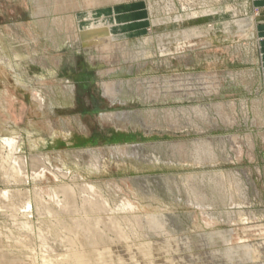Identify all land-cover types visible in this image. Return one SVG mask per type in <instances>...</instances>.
I'll return each instance as SVG.
<instances>
[{"label": "rangeland", "instance_id": "obj_1", "mask_svg": "<svg viewBox=\"0 0 264 264\" xmlns=\"http://www.w3.org/2000/svg\"><path fill=\"white\" fill-rule=\"evenodd\" d=\"M252 1L0 0V153L4 156L0 154V192L21 193L14 198V208L0 209L1 264H256L246 246L260 251L264 244V96L258 94L256 47L246 51L242 40L223 34L226 22L244 19L249 12L260 11L259 22L264 21V9L253 7ZM90 12L116 16V22L122 23L120 31L127 35L122 41L128 45L117 53L118 61L95 48L73 45L85 33L82 18ZM178 17L184 20L178 23ZM193 29L198 44L216 34L213 47L189 51L187 61L175 59L174 66L165 69L156 65L159 56L147 63L129 62V57L144 50L154 54L160 36L174 43L173 38L181 39L185 30ZM148 36L153 40L146 45ZM91 57L95 65L89 62ZM188 75L194 80L215 75L218 93L190 94L184 88L177 97L173 82L182 78L185 85ZM104 84L118 92L116 101L104 94ZM45 87L54 98L41 110L33 99L34 90L43 93ZM198 110L208 114L207 121ZM114 113L127 116L125 125L103 117ZM139 123L149 125V130ZM168 124L178 126V131L169 130ZM194 124L201 133L185 128ZM19 132L25 138L21 154L49 157L55 169L69 172V179L60 178L64 182L75 178L78 185H97L114 213L62 212L49 197V187L57 185L50 174L48 180L36 182L28 170L27 182H15L3 142ZM231 139L242 143L239 154L232 151ZM201 141L212 144L211 149L196 153ZM116 147L123 149L124 159L113 155L111 149ZM200 153L207 159L197 163ZM89 154L102 166L93 161L89 165ZM2 171L9 177L7 182ZM33 192L41 196L43 207L58 214L37 211ZM28 198L31 207L25 208ZM8 199L1 198L0 204H9ZM126 201L134 212L122 207ZM149 215H156L163 225L152 230L147 225ZM110 216H117L125 240L103 224ZM135 216L140 218L139 226L133 223L136 228L126 220ZM93 217L102 221L100 225ZM58 218L68 228L73 221L80 222L79 238L64 229L56 232ZM65 234L75 238V247L66 242ZM88 235L92 240L98 235L95 240L100 242L89 243Z\"/></svg>", "mask_w": 264, "mask_h": 264}, {"label": "bare ground", "instance_id": "obj_2", "mask_svg": "<svg viewBox=\"0 0 264 264\" xmlns=\"http://www.w3.org/2000/svg\"><path fill=\"white\" fill-rule=\"evenodd\" d=\"M230 9V7H228ZM206 12V11H205ZM234 13V15H236V10L232 11ZM232 13V14H233ZM196 14H192L191 16H195ZM190 16V17H191ZM116 17V16H115ZM115 17H109V18H105V16H97V12H90L87 13L86 15H83L82 20H84V26L81 25V31H85V33H81L80 36L78 37V39H76V43L73 45L78 46L80 49H82V47L86 50H93L95 48V50L99 53L103 52L106 53L105 55L107 57H110L109 59H111V61L115 60L118 61V56L117 53L119 51H124L128 45V43H126V41H122V39L126 38L127 35H124L120 30L122 29L121 27L123 26L122 23H117ZM237 18V17H235ZM183 18H177V22L180 23L181 21H183ZM82 22V21H81ZM155 23V22H154ZM109 25L108 28H106L105 26ZM210 26V25H209ZM253 26V20L251 19H235L232 22H226L224 24V32L228 33L231 31H246V29L251 28ZM212 27V26H210ZM195 29L190 30L187 32V30L184 31V35L181 39H177L176 37L173 39H176L174 41V43L170 42V41H166L164 42L163 39H165L166 35L160 36L161 37V41L158 43L157 46V52L155 50V53L153 54L151 51L148 50H144L141 54L136 55V56H132L129 57V62H136L139 60H143L144 63H147V61H149L150 59L154 58V57H160L158 60V63H156V65L158 67H161L163 69L165 68H169L171 66H174V60L176 59L178 63H181V59H185L187 61V52L189 51H193L195 49H199V44L197 41H193L194 40V36L192 35H196L194 32ZM254 30V29H253ZM183 31V30H182ZM222 31V30H221ZM237 31V32H238ZM250 31V30H249ZM252 31V30H251ZM236 33V32H235ZM123 34V35H122ZM176 34V33H175ZM231 34V33H230ZM200 35H203L200 34ZM205 35V34H204ZM234 35V34H233ZM242 35V34H241ZM157 36V35H155ZM244 36V35H243ZM234 38H232L233 40ZM153 40L152 36H148L146 39H144V42L146 45H148L149 43H151V41ZM241 41V40H240ZM157 44V43H156ZM175 44V48L174 50L171 49V45ZM202 45V44H201ZM101 47H103L102 49H100ZM141 51V50H140ZM122 53V52H121ZM199 53V52H198ZM125 54V53H124ZM138 54V53H137ZM205 54V53H204ZM100 55V54H99ZM202 56V55H201ZM102 58V56H100ZM204 57V56H203ZM125 58H127V55H125ZM98 59V58H97ZM108 59V61H109ZM123 59V58H122ZM105 60V59H104ZM94 59L91 57L89 58V62L91 63V65H95L94 63ZM107 61V62H108ZM151 62V61H150ZM193 63V62H192ZM89 64V63H88ZM102 64V63H99ZM139 64V63H138ZM149 64V63H148ZM191 64V63H190ZM11 65H13L12 61H11ZM148 66V65H147ZM181 66V65H180ZM96 67V66H95ZM107 67V66H106ZM114 67V66H113ZM141 67V66H140ZM152 67V66H151ZM112 68V67H111ZM142 68V67H141ZM12 69V68H11ZM109 69V68H108ZM156 69V68H155ZM143 71V70H142ZM154 71V70H153ZM156 72V71H155ZM161 72V71H160ZM153 74V73H152ZM10 76V75H9ZM213 78L209 77L208 75H201V77L198 80H194V76L192 75H188L185 76L184 78V82L185 85L183 84L182 78L178 79V81L173 82L176 83V85H172L175 86L176 89L174 90V94H176L177 97H181L180 94H183L181 92H185L183 89L187 88L188 91H190V94H194L195 92H197V90H202L204 91V93H208V94H214V93H218V88L220 87L219 85V80L218 78H216L215 75H212ZM15 78V77H14ZM154 78V77H153ZM209 78V79H208ZM165 79V78H164ZM150 80V79H149ZM161 80V79H160ZM15 81H17L15 79ZM148 81V80H147ZM213 81L215 83L218 84V86L216 85H211L210 82ZM149 82V81H148ZM156 82V81H155ZM163 82V81H162ZM161 82V83H162ZM198 82V85L195 86L193 85V83ZM23 84V83H22ZM151 84V83H150ZM21 85V84H20ZM154 85V84H153ZM159 85V84H158ZM161 85V84H160ZM159 85V86H160ZM148 86V85H147ZM216 86V87H215ZM156 87V86H155ZM195 87H199L200 89H196ZM137 88V87H136ZM163 88V86H162ZM168 88V87H167ZM164 89V88H163ZM149 90V89H148ZM153 91V90H152ZM161 91V90H160ZM164 91V90H163ZM170 91V90H168ZM31 92V91H30ZM103 92L104 94L109 98V100L111 101H116L119 97L118 92L114 89V87H111L109 85L104 84L103 85ZM155 92V91H154ZM187 92V91H186ZM34 96L33 99L34 101L39 105L40 109L43 110L44 107H46V105H49L52 100L51 98H54V92L48 90L46 87L42 92H38L36 90H34ZM47 93L49 94V98L47 99L45 97V95H47ZM149 93V92H148ZM170 93V92H169ZM103 94V95H104ZM152 94V93H150ZM199 94V93H198ZM156 95V94H155ZM146 96V95H145ZM153 96V95H152ZM158 96V94H157ZM166 96V95H165ZM163 96V97H165ZM187 96V94H186ZM2 97V95L0 94V98ZM148 98V97H147ZM166 99V98H165ZM180 99V98H178ZM2 100V99H1ZM33 101V102H34ZM148 101V100H146ZM183 108V107H182ZM190 109V108H189ZM181 110V109H180ZM223 110V109H222ZM168 111V110H166ZM182 111V110H181ZM188 111V110H187ZM184 112V111H183ZM199 115L201 116L202 120H208L207 116L208 114L204 111L198 110ZM43 113V111H42ZM47 113V112H46ZM172 113V112H171ZM178 114V113H177ZM172 115V114H171ZM195 115V114H194ZM182 116V115H181ZM196 116V115H195ZM106 120L111 121L113 124H124L125 121H127V116L126 118L124 116H121L120 114H116L115 113L112 115H104L103 116ZM168 117V116H167ZM176 117V116H175ZM169 118V117H168ZM186 119V118H185ZM191 119V118H190ZM8 120L11 121V117H8ZM6 121V120H5ZM8 121V122H9ZM194 123V121L192 122ZM207 123V122H206ZM129 124V123H128ZM145 130L148 129L149 130V125L144 124V123H139ZM191 124V123H190ZM125 125V124H124ZM134 125L136 126V124L134 123ZM182 125V123H181ZM189 125V124H188ZM138 126V125H137ZM178 126H173V124H168L167 128L169 130H174V131H178ZM189 127H192L193 129L197 130L199 133L200 132V128L197 125H191L188 127H185L187 129H189ZM151 129V128H150ZM182 130V129H180ZM203 130V129H202ZM56 132V130H55ZM57 133V132H56ZM13 136L6 140L5 142V148L7 149L8 153L7 156L5 158V160L12 162L9 170L12 174V177L16 178L17 180H15V182L17 181L18 183H23V182H27L29 180L28 176H27V171L29 170L30 172H28V175L31 174L32 179H34V181L36 182H42L43 180L45 181L46 179L48 180L47 174H50L54 177V179L57 181V185L55 186H51L49 187V191H50V199L52 200L53 203L56 204V206H58L60 208V210L62 212H66L68 213V211H70V209H73L76 213L82 212L84 215L87 214H91V215H96V214H102V213H108V212H112L114 213L115 208L111 207L109 202L106 200V198L102 195L100 188L95 185V184H91L88 182H83V185H78L76 183V179H71L69 180V182H64L63 180H61L60 178H66L69 179V172L66 170H61V169H55L49 159V157L42 155V156H30L29 158L26 157L25 155L21 154V150L23 147V143H25V138L22 135L21 132L19 133H13ZM68 135V134H67ZM241 141V140H240ZM198 143V142H197ZM231 144H232V151L239 154V152L242 151V146L239 141L237 140H232L231 139ZM210 146H212V144H208L206 141H201L198 143V149L196 151V153L199 152H207L209 151L211 148ZM2 148V147H1ZM4 149V148H3ZM111 151L113 152V155L115 157L118 158H123L124 159V155H126L125 153H123V149L120 147H116L113 148V150L111 149ZM110 151V152H111ZM109 152V153H110ZM135 152V151H133ZM1 154V153H0ZM4 154V153H3ZM88 154V153H87ZM2 155V154H1ZM134 155V153H133ZM202 154L200 153L199 155H197V163H201V161L206 160L207 158H202L201 156ZM3 156V155H2ZM88 157V164L90 165L91 162H95V160H93V158H91L90 156L92 155H87ZM95 156V155H94ZM129 156V155H127ZM132 156V155H131ZM4 157V156H3ZM2 157V158H3ZM96 158V157H94ZM90 159V160H89ZM97 159V158H96ZM99 159V158H98ZM211 159V158H209ZM101 160V159H100ZM108 160V159H107ZM2 162V161H1ZM0 162V165L2 164ZM7 162V163H9ZM116 162V161H115ZM205 162V161H204ZM4 163V162H3ZM85 163V162H84ZM96 163V162H95ZM97 163L101 165V161H97ZM96 163V164H97ZM118 163V162H117ZM8 165V164H7ZM116 165V164H115ZM5 166V165H4ZM109 166V165H108ZM6 167V166H5ZM53 167V168H52ZM92 167V166H91ZM94 168V166H93ZM99 168V167H98ZM3 169V168H2ZM100 169V168H99ZM2 178L5 182H7V179L9 177L6 176V173H4L5 171H2ZM7 172V171H6ZM8 172V173H10ZM96 172V171H95ZM9 175V176H10ZM191 175V174H190ZM76 177V176H75ZM13 178V180H14ZM12 181V180H11ZM67 181V180H66ZM49 182V181H48ZM10 183V182H8ZM107 187V186H106ZM116 190H117V186ZM35 189V188H34ZM33 190V189H32ZM104 190V189H103ZM118 190H120V188H118ZM117 190V191H118ZM15 191V190H13ZM34 191V190H33ZM34 193V194H33ZM32 193V196L34 198V203L35 206L38 208L37 211H39L41 213L42 209L43 211H45V213L47 212V214L51 215V214H58V213H54L52 212L53 210L50 208V206L48 207H43L42 202H41V196L38 194H35V192ZM115 193V191H114ZM20 195L21 193L16 190L15 192H11L6 190L4 193L0 192V199L1 198H5L7 197V199L9 200V204L7 203L6 205H2L0 204V209L2 207V210H4L3 208H14L16 204H14V198H16V196ZM25 196L27 197V194L25 193ZM26 199V198H25ZM31 201V200H30ZM80 202V207L78 206V203ZM47 205V204H46ZM203 205V204H202ZM201 205V206H202ZM24 206V205H23ZM31 207V203L29 202V198L26 200L25 203V208H30ZM123 208H128L131 211L134 212V208L132 207V205L126 201L125 203H123L122 205ZM17 208V207H16ZM23 208V207H22ZM89 209V212H88ZM14 210V209H13ZM42 211V212H43ZM36 213V212H35ZM75 213V214H76ZM134 216V214H132ZM161 215V214H160ZM129 216V215H128ZM232 217V216H231ZM47 218V217H46ZM83 218V217H82ZM81 218V219H82ZM86 218V217H85ZM92 218V217H91ZM95 220V217H93ZM108 220L106 223H103L106 225L107 228L109 229H113V232L116 230L118 232L115 233L117 234V236L119 235V238L124 239L127 235L123 233V231L121 232L120 230L122 229L120 227L121 223L118 220L117 216H110L107 217ZM125 218V217H124ZM127 218V219H126ZM125 219L129 222V223H134L137 226L140 225V218L135 216L132 217L131 219H128V217H126ZM161 218V217H160ZM51 219V218H50ZM54 219V217H53ZM56 219V218H55ZM62 219V218H61ZM77 219V218H76ZM80 219V218H79ZM88 219V218H86ZM99 219V217L97 218ZM102 219V218H101ZM78 220V219H77ZM84 220V219H83ZM93 220V221H94ZM162 220V219H161ZM76 221V220H75ZM73 221L70 225V228H68L66 221H64V219L60 220L59 218L55 221V228L54 230H59V229H64L72 234H74L75 236H77L78 232H80L79 230H81V228H79V225L81 224L80 222H75ZM79 221V220H78ZM86 221V220H85ZM89 222H92L91 220H88ZM126 221V222H127ZM89 222L87 223L89 226ZM102 221L100 220H95L94 223L97 225L99 223H101ZM147 225L150 226V228L153 230L156 227L159 228V226H162L163 223L162 221L159 220V218L155 216H147ZM30 223V222H29ZM37 224V223H36ZM83 224V223H82ZM86 224V223H85ZM93 224V223H92ZM91 224V226H92ZM124 224V223H123ZM122 224V226H123ZM133 224V227H135ZM146 224V222H145ZM256 224V223H255ZM94 225V224H93ZM100 225V224H99ZM143 225V224H142ZM67 228H66V227ZM90 226V227H91ZM128 226V224H127ZM131 226V225H130ZM148 226V227H149ZM54 227V226H53ZM52 227V228H53ZM59 227H65V228H59ZM103 227V226H102ZM135 227V228H136ZM50 228V227H49ZM87 228V227H86ZM85 228V230H86ZM131 228V227H130ZM156 228V229H157ZM161 228V227H160ZM43 229V228H42ZM120 229V230H119ZM107 230V229H106ZM60 231V230H59ZM84 231V230H83ZM90 232V234L93 235L94 229L91 230V228L88 230ZM112 231V230H111ZM134 231V230H133ZM57 232V231H56ZM62 232V231H61ZM16 233V232H15ZM133 233V232H132ZM131 233V234H132ZM41 234V233H40ZM51 234V233H50ZM89 234V233H87ZM86 234V235H87ZM15 235V234H14ZM39 235V234H38ZM80 235V234H79ZM82 235V234H81ZM85 235V234H84ZM83 235V236H84ZM19 236V235H18ZM46 236V235H45ZM66 236V234H65ZM95 236V235H94ZM94 237V239L92 240L90 238V236H86L89 241L92 240L93 242H95L97 244V242L99 240H95L97 239ZM116 236V237H117ZM78 237V236H77ZM93 237V236H92ZM135 237V236H134ZM79 238V237H78ZM83 238V237H82ZM99 238V236H98ZM144 238V237H143ZM16 239V237H15ZM66 242L69 243V245L74 246L73 244L75 243V238L72 237V235L70 236H66L65 237ZM102 239V238H101ZM14 240V239H13ZM30 240V239H29ZM47 240V239H46ZM55 240V239H54ZM80 240V239H79ZM95 240V241H94ZM119 240V239H118ZM125 240V239H124ZM78 241V240H77ZM92 241H90L89 243H93ZM103 240H101L102 242ZM41 242V241H40ZM100 242V241H99ZM43 243V242H42ZM48 243V242H47ZM45 243V244H47ZM58 243V242H57ZM62 243V242H61ZM78 243L81 244V241ZM87 243V244H89ZM12 244V243H11ZM44 244V243H43ZM23 245V244H21ZM49 246V244H47ZM83 245V243H82ZM259 245V244H258ZM132 246V245H131ZM255 246V245H254ZM21 247V246H20ZM25 247V246H24ZM45 247V246H44ZM47 247V246H46ZM70 247V246H69ZM75 247V246H74ZM78 247V246H77ZM127 247V246H126ZM258 247V246H257ZM73 248V247H72ZM80 248V246H79ZM134 248V247H133ZM138 248V247H136ZM148 248V246H147ZM18 249V248H17ZM49 249V248H48ZM103 249V248H102ZM135 249V248H134ZM258 249V248H257ZM257 249H253V247L251 246H246V253L249 255V257H252V254L254 255L253 260L256 261V264H264V257L262 259L263 256V251H264V244H261V250L257 251ZM19 250V249H18ZM47 250V249H46ZM98 251H100L99 249H97ZM130 250V249H129ZM133 250V249H132ZM45 251V250H44ZM117 251V250H116ZM245 251V250H244ZM243 251V253H244ZM7 252V251H6ZM113 252V251H112ZM130 252V251H129ZM128 252V253H129ZM77 253V252H74ZM77 254H81L80 252H78ZM76 254V255H77ZM83 254V253H82ZM130 254V253H129ZM128 254V255H129ZM72 255V254H71ZM75 255V256H76ZM78 255V257H79ZM66 256V255H65ZM81 256V255H80ZM8 257V256H7ZM74 258V256H72ZM83 257V256H81ZM71 258V256H70ZM80 258V257H79ZM78 258V259H79ZM1 259V257H0ZM65 259V257H64ZM63 259V260H64ZM252 259V258H251ZM19 260V259H18ZM67 260V259H66ZM251 260V261H253ZM75 261L78 262V260H76L75 257ZM74 261V262H75ZM49 262V261H48ZM59 263V262H58ZM56 263V264H58ZM79 263V262H78ZM77 263V264H78ZM1 264V262H0ZM5 264V263H4ZM44 264H48V263H44ZM52 264V263H50ZM80 264V263H79ZM83 264V263H81Z\"/></svg>", "mask_w": 264, "mask_h": 264}, {"label": "crops", "instance_id": "obj_3", "mask_svg": "<svg viewBox=\"0 0 264 264\" xmlns=\"http://www.w3.org/2000/svg\"><path fill=\"white\" fill-rule=\"evenodd\" d=\"M252 3H253L252 4L253 7L255 8L257 7L258 9H264V0H253ZM246 16L247 17L244 19L253 20V26L251 28L246 29V31L235 30L228 33L224 32L223 34H225L227 38L236 36L237 39L242 40V47H244L242 49H245L246 51L250 50L251 46L253 48L256 47L253 55H255V53L257 55L256 72L258 75V82H259L258 94L262 93L264 96V21L259 22L260 11L257 13L249 12L247 13ZM213 35L215 36L216 34L213 33L212 35L209 36V38L206 39L202 38L199 40V46H200L199 50L208 49V48L211 49L213 47V42H214L212 38ZM246 53H245L246 56L249 58V53L248 52ZM186 67H189L188 62L185 63V68ZM258 116L261 119L260 113Z\"/></svg>", "mask_w": 264, "mask_h": 264}]
</instances>
